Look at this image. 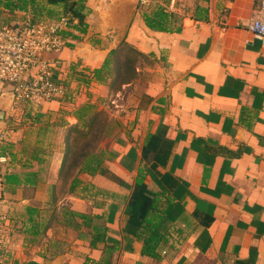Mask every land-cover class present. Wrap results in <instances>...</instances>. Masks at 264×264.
Here are the masks:
<instances>
[{
  "label": "crops",
  "instance_id": "obj_1",
  "mask_svg": "<svg viewBox=\"0 0 264 264\" xmlns=\"http://www.w3.org/2000/svg\"><path fill=\"white\" fill-rule=\"evenodd\" d=\"M72 1L83 31L69 29L47 57L77 95L17 104L8 83L0 92V140L14 142L0 154L1 264H264V45L247 30L260 0ZM154 5L170 13V30L146 25ZM121 43L151 60L142 83L138 67L119 89L85 82ZM81 92L124 129L103 172L78 173L70 191L73 175L61 163ZM8 165L20 177L9 187ZM138 172L150 195L163 191L159 202H168L152 232L134 235L124 224Z\"/></svg>",
  "mask_w": 264,
  "mask_h": 264
},
{
  "label": "trees",
  "instance_id": "obj_2",
  "mask_svg": "<svg viewBox=\"0 0 264 264\" xmlns=\"http://www.w3.org/2000/svg\"><path fill=\"white\" fill-rule=\"evenodd\" d=\"M46 3L63 2L69 10L65 13H58L53 8L44 9L40 0H0V17L8 24H19L27 19L30 21L41 19H56L61 15L68 13L71 17L78 18V24H72V28L83 31L81 20L83 18L80 13L79 5L76 1L66 4L67 0H44ZM143 19L146 25L154 30H170L169 19L170 13L165 11L163 7L154 5L149 12L143 13ZM66 33L68 30L65 31ZM145 56L140 51L132 47L130 44L121 43L118 49L108 51L102 64L94 68L90 73H84L85 82L93 79L97 82L109 81L110 87L119 89L122 83L132 82L137 76V58ZM53 80L64 86V92L61 96L50 100L72 101L78 88L70 87V80L61 79L58 75H54ZM84 101L80 103L75 111L77 123L68 128L63 146V158L61 168L64 170V176H72L69 189L79 181L78 173H86L92 175L101 173L105 164L114 157L113 148L102 147L100 141L108 134L110 126L107 113L102 109H96L94 103L90 101L88 92L82 94ZM40 112H35L34 116L38 119ZM14 149V142L8 140H0V154L8 155ZM38 161L42 158L36 156ZM157 158L155 162H157ZM36 172H28L25 174V180H31ZM143 175L138 172L134 187L130 196V210L127 214L124 224L125 233L137 234L140 230L148 229L153 231L160 223L158 217L163 213L164 207L167 205L168 199L159 202L161 196L165 194L163 191L158 194L149 193L148 189L142 182ZM20 182V177L13 168L8 165L3 174V184L11 186ZM7 187V188H8ZM162 201V200H161ZM27 213L32 212V208L25 207ZM34 211V209H33ZM71 213H78L71 210ZM149 235L142 237L143 241L149 238Z\"/></svg>",
  "mask_w": 264,
  "mask_h": 264
},
{
  "label": "built area",
  "instance_id": "obj_3",
  "mask_svg": "<svg viewBox=\"0 0 264 264\" xmlns=\"http://www.w3.org/2000/svg\"><path fill=\"white\" fill-rule=\"evenodd\" d=\"M72 23L74 19L68 13L56 19H27L16 25L0 17V92L8 83L15 102L32 104L61 96L64 86L53 80L52 60L47 55L64 46L65 31L72 28ZM247 30L264 45V0L252 12ZM6 220L0 202V250L4 246L2 227Z\"/></svg>",
  "mask_w": 264,
  "mask_h": 264
},
{
  "label": "rangeland",
  "instance_id": "obj_4",
  "mask_svg": "<svg viewBox=\"0 0 264 264\" xmlns=\"http://www.w3.org/2000/svg\"><path fill=\"white\" fill-rule=\"evenodd\" d=\"M155 1H157V0H151L150 2H148V5H146V7L145 8H148V6H150L152 3H154ZM172 3H174V1H176V0H170ZM178 1V0H177ZM182 3H184V4H189L190 3V1L191 0H180ZM177 4H178V2H177ZM140 5H143L144 6V4H140ZM170 5H172V4H170ZM170 7V6H169ZM152 64V62H151V60H149L148 58L146 59L145 57H143V56H138V58H137V67L139 68V70H140V74L137 76V79H136V81H135V83L136 82H138V78H140V81H139V85L142 83V80H143V78H142V74H141V71H144V68H146L147 66H148V64ZM61 79H64V78H61ZM75 85H76V83H75ZM137 86H138V84H136ZM72 88V87H71ZM139 88V87H138ZM73 89V88H72ZM83 89V88H82ZM78 92V91H77ZM77 92H76V95H77ZM82 94H83V92H81L80 93V95L82 96ZM19 102H17V104H18ZM118 112L119 111H110V113H113V115H117L118 114ZM107 113V112H106ZM110 114H108L107 116H109ZM120 116V115H119ZM116 119H118L117 117H116ZM116 119H111V120H109V122H108V125L110 126V129H109V134L103 139V140H101L100 141V143H101V146L102 147H111V142H113V138L115 137V136H117L118 134H119V132L121 133L122 131H123V127L122 126H120L119 125V123H117L116 121H119V119L118 120H116ZM112 139V140H111ZM13 162H15V159L13 160ZM12 162V163H13ZM14 164V163H13ZM10 166V165H9ZM13 167H14V165H13Z\"/></svg>",
  "mask_w": 264,
  "mask_h": 264
}]
</instances>
